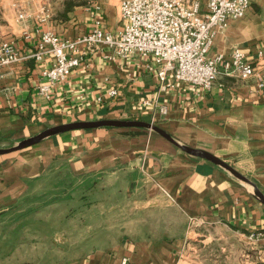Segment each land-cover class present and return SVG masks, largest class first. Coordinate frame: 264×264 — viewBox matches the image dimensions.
Segmentation results:
<instances>
[{
    "label": "crops",
    "instance_id": "0c3cea01",
    "mask_svg": "<svg viewBox=\"0 0 264 264\" xmlns=\"http://www.w3.org/2000/svg\"><path fill=\"white\" fill-rule=\"evenodd\" d=\"M118 3L101 0L99 6L75 9L66 19L49 16L13 25L6 37L16 43L21 58L5 66L0 78V147L72 121L141 119L183 144L223 158L264 192V84L256 76L221 70L210 89L184 81L165 88L149 68L151 58L110 57L112 50L105 47L89 53L51 86L48 96L40 91L49 82L43 70L52 62L49 54L40 60L33 55L41 32L50 29L75 38L91 31L97 19L118 32ZM235 47L251 60L264 61V0H251L244 17L219 29L210 54L228 55ZM113 88L117 95L110 93ZM66 173L121 177L135 207L159 208L175 217L162 219L152 231L147 225L143 232L141 227L137 234L96 242L83 257L60 264H181L190 218L225 232L264 231V203L252 183L142 127L69 130L0 155V220L11 216L37 183Z\"/></svg>",
    "mask_w": 264,
    "mask_h": 264
},
{
    "label": "rangeland",
    "instance_id": "374dc122",
    "mask_svg": "<svg viewBox=\"0 0 264 264\" xmlns=\"http://www.w3.org/2000/svg\"><path fill=\"white\" fill-rule=\"evenodd\" d=\"M93 4L99 6L101 0H0V38L7 39L17 22L40 21L44 11L66 19ZM21 12L26 18L19 17ZM124 182L121 177L66 173L37 183L11 216L0 220V264H60L83 257L96 242L137 234L147 225L152 231L162 219L175 217L167 210L135 207ZM213 226L189 219L181 264H264V231L225 232Z\"/></svg>",
    "mask_w": 264,
    "mask_h": 264
},
{
    "label": "built area",
    "instance_id": "2783aa9c",
    "mask_svg": "<svg viewBox=\"0 0 264 264\" xmlns=\"http://www.w3.org/2000/svg\"><path fill=\"white\" fill-rule=\"evenodd\" d=\"M118 6L122 21L118 32L107 29L100 19L91 31L75 38L61 37L50 29L41 32L33 55L37 60L52 56L43 70L49 82L39 86L43 94L48 96L51 86L63 81L89 53L105 47L112 50L110 57L151 58L149 68L156 70L165 88L184 81L210 89L221 70L242 78L256 76L264 84V61L249 59L240 47L228 55L210 54L217 31L230 20L244 17L251 0H119ZM49 16L44 11L40 21ZM19 17L26 18V13ZM20 58L16 43L0 38V78L3 68ZM110 93L119 91L113 88Z\"/></svg>",
    "mask_w": 264,
    "mask_h": 264
},
{
    "label": "water",
    "instance_id": "95a60500",
    "mask_svg": "<svg viewBox=\"0 0 264 264\" xmlns=\"http://www.w3.org/2000/svg\"><path fill=\"white\" fill-rule=\"evenodd\" d=\"M103 126H110V127H142L146 129H151L156 132H158L160 135L168 139L173 144L177 145L184 151L198 156L205 159H208L212 161L213 163L220 165L227 170H229L233 175L238 177L239 179H242L244 181L250 182L255 186V192L259 199L264 203V192L254 183L250 178H248L246 175H244L241 171H239L237 168H235L233 165H231L229 162L224 160L223 158L217 156L216 154L205 150L201 148H195L186 144H183L179 142L170 132H168L163 127L150 122L146 120L141 119H120V118H102V119H94V120H78V121H72L68 123H63L59 125H55L52 127H49L40 133L25 138L21 141H19L17 144L9 146V147H0V155H5L26 147H29L31 145H34L43 139L62 133L69 130H75V129H83V128H95V127H103Z\"/></svg>",
    "mask_w": 264,
    "mask_h": 264
}]
</instances>
